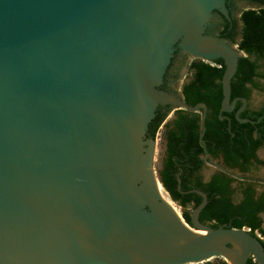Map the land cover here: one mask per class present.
I'll return each instance as SVG.
<instances>
[{
    "label": "water",
    "instance_id": "water-1",
    "mask_svg": "<svg viewBox=\"0 0 264 264\" xmlns=\"http://www.w3.org/2000/svg\"><path fill=\"white\" fill-rule=\"evenodd\" d=\"M217 6L0 0V264H264L250 229L198 221L205 193L189 225L149 184L153 140L143 134L155 106H204L160 90L175 44L222 58L219 111L240 99L237 119L258 122L238 117L244 97L230 101L243 52L203 34Z\"/></svg>",
    "mask_w": 264,
    "mask_h": 264
},
{
    "label": "flooded vegetation",
    "instance_id": "flooded-vegetation-1",
    "mask_svg": "<svg viewBox=\"0 0 264 264\" xmlns=\"http://www.w3.org/2000/svg\"><path fill=\"white\" fill-rule=\"evenodd\" d=\"M261 7H264V0H223V6H217L212 9L210 19L204 25L203 34L215 36L222 39L224 43L234 45L238 49L237 43L241 40L243 30V24L240 19L241 13L248 8ZM239 51H242L243 56H246L243 50ZM254 58L255 56L252 55L251 59ZM199 61L204 60L192 56L178 43L175 44V49L166 66L163 80L160 84V90L172 94L185 102L182 87L192 77L189 65L192 62ZM256 63L258 65V73L256 75H263L255 76L260 88H255L248 82L244 84L250 91L248 92V97L236 96L246 99L245 107L241 111L258 110L263 108L264 105L263 95L258 107L254 108L251 106L252 92L264 91V57L257 58ZM237 101H241L242 105V100L238 99ZM201 103L197 102L194 105ZM209 112L210 109L205 104L204 106H199L197 110L191 111L177 103L164 101L155 106L153 114L144 128L143 140H153L149 158V160L152 159L151 166L147 168L151 194L161 188L166 197L179 208L181 216L183 211H189L190 213L193 209L194 199L186 202L185 197L194 193L192 198L201 196L203 200V195L200 192L205 193L207 197V193L203 188L216 179L225 183V195L233 203L242 201L247 195H251L254 199L264 200V179L259 175V172L264 170V156H260V151L264 149V141L247 160L239 159L242 165L233 164L234 162L230 158L227 161L226 156L221 151L217 155L209 151L183 154L170 148V140L173 141L174 137L180 136L183 131L189 130L195 118H198V120H195V124L198 125L196 129L199 132L198 141L202 140L205 127L202 131L201 118L205 115V121ZM261 116L263 117V115ZM206 169L208 170L207 172L205 171ZM152 202L153 200L150 199V203ZM259 217L262 219L263 224L264 211L259 212Z\"/></svg>",
    "mask_w": 264,
    "mask_h": 264
},
{
    "label": "trees",
    "instance_id": "trees-1",
    "mask_svg": "<svg viewBox=\"0 0 264 264\" xmlns=\"http://www.w3.org/2000/svg\"><path fill=\"white\" fill-rule=\"evenodd\" d=\"M240 19L243 30L237 47L239 50H243L246 56L239 58L236 72L231 78L230 101L236 96L248 97L250 89L246 88L244 84L248 82L257 88L259 83L255 76H263L256 75L258 73L256 60L264 57V7L248 8L241 13ZM252 55L255 56L254 59H251ZM224 67L222 59L212 62H192L189 65L192 77L182 87L185 102L190 106L202 102L210 109L209 115L204 121L203 141H198L199 132L196 131L198 125L195 124V120L198 118H195L190 129L183 131L180 136L174 137L173 141L170 140L169 146L172 150L183 154L209 151L217 155L221 151L227 161L230 158L234 162L233 164L242 165L239 159L247 160L264 141V105L258 110H243L239 113V118L258 119L259 122L254 124L242 123L235 117V111L241 105V101L236 102L231 112H220L223 97L221 79ZM219 116H223V119L220 120ZM203 189L207 193V203L198 213L200 223L208 224L213 228L222 225L249 228L252 234L256 236L257 232L260 234L257 237L264 248V227L262 219L259 217V212L264 211L263 199H254L251 195H247L242 201L233 203L225 195V183L218 179L210 182ZM193 194L185 197L186 202L194 199L192 208L202 200L201 196L192 198ZM182 216L191 225L189 211H183ZM199 264L228 263L222 258H218L215 262L206 261ZM246 264H257V262L249 257Z\"/></svg>",
    "mask_w": 264,
    "mask_h": 264
},
{
    "label": "rangeland",
    "instance_id": "rangeland-1",
    "mask_svg": "<svg viewBox=\"0 0 264 264\" xmlns=\"http://www.w3.org/2000/svg\"><path fill=\"white\" fill-rule=\"evenodd\" d=\"M263 87H264V82H263ZM263 95H264V91L263 92L253 91L252 95H251V106L254 107V108L258 107L260 105V103H261ZM260 156H264V149H262L260 151ZM205 171L207 172L208 170L206 169ZM259 175H260V177H262L264 179V170L260 171ZM161 192L166 196V194L162 191V189H161ZM174 207L177 209L178 214L182 218L179 208L176 205H174ZM217 259L218 258H212L210 261L215 262ZM229 264H232V263H229Z\"/></svg>",
    "mask_w": 264,
    "mask_h": 264
},
{
    "label": "bare ground",
    "instance_id": "bare-ground-1",
    "mask_svg": "<svg viewBox=\"0 0 264 264\" xmlns=\"http://www.w3.org/2000/svg\"><path fill=\"white\" fill-rule=\"evenodd\" d=\"M159 189V192H160V194H161V196L172 206V208L174 209V211L176 212V214L178 215V217L180 218V219H182L181 217H180V215L178 214V212H177V209L174 207V203L173 202H171L162 192H161V189L160 188H158ZM190 230L192 231V233H193V235L191 236V237H194V236H198V235H203L204 233H205V231H202V230H194V229H191L190 228ZM185 241V240H184ZM184 241H182V242H184ZM228 261V263H232V260H227Z\"/></svg>",
    "mask_w": 264,
    "mask_h": 264
},
{
    "label": "built area",
    "instance_id": "built-area-1",
    "mask_svg": "<svg viewBox=\"0 0 264 264\" xmlns=\"http://www.w3.org/2000/svg\"><path fill=\"white\" fill-rule=\"evenodd\" d=\"M249 229V228H248ZM257 236H260V234L257 232Z\"/></svg>",
    "mask_w": 264,
    "mask_h": 264
},
{
    "label": "crops",
    "instance_id": "crops-1",
    "mask_svg": "<svg viewBox=\"0 0 264 264\" xmlns=\"http://www.w3.org/2000/svg\"><path fill=\"white\" fill-rule=\"evenodd\" d=\"M263 227H264V223H263Z\"/></svg>",
    "mask_w": 264,
    "mask_h": 264
}]
</instances>
